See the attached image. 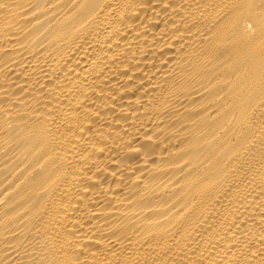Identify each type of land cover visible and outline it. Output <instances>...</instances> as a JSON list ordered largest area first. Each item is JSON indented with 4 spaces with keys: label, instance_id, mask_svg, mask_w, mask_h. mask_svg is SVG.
Instances as JSON below:
<instances>
[{
    "label": "bare ground",
    "instance_id": "6f19581e",
    "mask_svg": "<svg viewBox=\"0 0 264 264\" xmlns=\"http://www.w3.org/2000/svg\"><path fill=\"white\" fill-rule=\"evenodd\" d=\"M0 264H264V0H0Z\"/></svg>",
    "mask_w": 264,
    "mask_h": 264
}]
</instances>
